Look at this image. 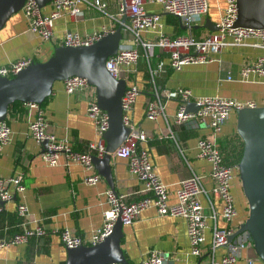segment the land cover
<instances>
[{
	"label": "crops",
	"instance_id": "obj_1",
	"mask_svg": "<svg viewBox=\"0 0 264 264\" xmlns=\"http://www.w3.org/2000/svg\"><path fill=\"white\" fill-rule=\"evenodd\" d=\"M102 1L106 3L105 12L81 2L76 16L63 13L54 22L53 38L48 41L29 31L21 10L12 14L0 28V66L27 56L35 57L39 61L46 60L54 48L60 45L67 31L86 34L99 31L103 27H112L116 20L122 19L118 14L116 0ZM208 5L207 14L192 27L195 36L200 37L209 32L203 27L206 18L215 24L219 21L225 2L208 0ZM145 8L148 12L161 13L163 30L166 33L179 35L189 32L179 18L161 12L160 5L149 3ZM50 9V2L42 7L44 12ZM142 36L150 39L155 34L146 32ZM131 40V36L127 34L120 43L132 44ZM140 52L143 53L142 48ZM261 54H264L262 48L248 44L224 47L213 54L208 62L185 65L180 70H168L155 77L154 82L159 90L185 87L195 97L218 95L241 102L254 101L257 106H261L264 105V76L252 73L244 78L239 74L243 64L254 61ZM160 57L156 49L150 59L151 65L155 66ZM130 70L128 81L135 82L140 89L131 119L148 133L144 146L149 150L155 171L168 187L169 202L176 201V191L183 178L193 173L199 175L207 191V194L199 196L203 212L207 216V228L204 231L205 246L202 255L195 256L190 252L185 219L159 215L150 206L131 224L123 225L121 248L131 264H141L152 250L162 254V264H206L209 258L211 227L215 223L219 227H225L226 223L220 216L222 203L212 191L214 183L209 175L211 164L198 156L197 140L206 137L220 143L221 139H233L237 133L236 111L231 113L219 133H213L206 122L198 119L174 124L173 118L178 106L174 98H163L164 112L154 120L147 119L145 106L153 91L143 56L135 65L130 66ZM228 74L232 79L227 78ZM86 94L85 91L67 93L64 82L55 81L49 101L42 108L47 130L57 137L67 138L78 151L86 150L88 143L98 138L95 124L86 112ZM35 115L34 108L28 109L23 118L7 115L11 134L10 140L0 145V176L8 177L22 172L25 189L17 192L12 200L0 203V214L5 220L18 218L16 207L20 203L24 204L27 209L26 216L19 218L25 220L26 226L30 228L42 225L47 234L31 237L25 243L0 248V264H64L66 248L58 232L67 228L87 239L102 224L104 212L109 208L106 192L111 188L104 178L89 185L84 182L89 170L83 165L72 162L67 166L63 156L56 165L51 166L43 161L42 143L33 139L28 132V123ZM170 135H174L176 141ZM110 163L116 193L129 194L128 199L131 201L145 194L143 184L129 172L126 159L113 155ZM236 176L237 173L232 181L237 210L233 224L240 225L247 217L248 209ZM213 214L215 219L212 218ZM13 232L7 226L0 225V237H9ZM225 251V248H219L215 256L219 258ZM245 257H253L254 264H263L253 248L243 249L237 264H244Z\"/></svg>",
	"mask_w": 264,
	"mask_h": 264
},
{
	"label": "built area",
	"instance_id": "obj_2",
	"mask_svg": "<svg viewBox=\"0 0 264 264\" xmlns=\"http://www.w3.org/2000/svg\"><path fill=\"white\" fill-rule=\"evenodd\" d=\"M237 0H224L223 13L216 23L217 30L209 31L198 37L192 33V27L199 23L208 12V0H116L118 14L125 17V21L116 20L112 27H103L99 31L86 34L67 31L60 43L63 46H88L98 41L102 36L113 31L116 25L121 24L124 35H130L132 44H121L117 52L106 60V68L114 78L126 80V88L121 97L122 121L129 127L130 132L113 155L124 158L127 161L128 170L144 186V193L135 200H129V194L116 193L113 190L106 192L109 208L104 212L102 224L93 231L89 238L71 232L69 229H61L58 233L65 248H73L80 245H94L101 242L112 231L115 221L119 218L123 225H129L136 220L140 213L147 207L153 206L159 215L179 216L185 219L187 235L190 243V252L195 256H201L204 250V231L207 228V216L199 196L207 194L202 185L201 177L195 173L183 178L176 191V201L169 202V192L166 184L162 182L152 162L149 150L144 146L148 133L140 126L133 123L131 112L139 94V87L133 81H128L130 66L135 65L143 56L152 81V97L145 106V116L154 120L164 111L163 98H174L178 106L173 118L176 125L191 119L206 122L213 133H219L222 126L228 121L231 113L243 107L257 106L254 101L241 102L232 98L218 95L198 96L192 95L189 88L178 87L174 90H159L154 79L168 70H180L189 64H203L208 62L212 55L218 53L224 47H237L251 45L264 50V28H246L235 26L237 18ZM84 2L91 8L105 12L106 3L102 0H51V9L44 12L36 0H25L21 12L25 17L29 31L37 34L42 40L53 38L54 22L63 14L71 17L80 11L79 4ZM158 4L161 12L170 14L180 19L188 29V33L171 35L163 30L164 23L161 13L148 12L147 4ZM146 32L155 34L154 38H144ZM252 41V42H251ZM142 48L143 53L140 52ZM158 50L161 57L155 66L150 59L154 51ZM36 59L35 57H22L8 64L0 66V76L12 77L24 69ZM264 76V54L259 55L254 61L243 64L240 67V76L246 78L250 74ZM228 79H232L230 74ZM64 82L67 93L85 91L87 94L88 117L93 121L98 135L97 140L91 141L87 149L75 150L67 138L57 137L47 130V122L44 111L40 105L26 103L28 109L34 108L36 115L28 123V132L37 142L47 141L46 147L41 152V157L48 165H56L61 156L65 165L72 162L79 163L89 170L84 177V182L89 185L98 183L102 177L94 170L91 156L102 157L105 153L104 132L108 128V114L102 110L98 103L95 87L80 76H70ZM189 102H194L198 109L196 112H186ZM11 129L6 120H0V145L10 140ZM175 141L174 135H170ZM198 156L211 164L210 177L213 180L212 191L221 203L220 216L226 223L225 227L212 225L211 241L208 245L209 258L206 264H237L241 252L246 248H253L250 241H229L239 225L233 221L237 215L235 197L232 192V181L237 173V164L230 163L225 151L221 150L215 140L200 137L197 140ZM25 189L23 173L3 177L0 176V203L12 200L17 192ZM1 210V206H0ZM17 215L25 218L27 209L24 204L16 207ZM212 218H216L215 214ZM22 231L9 237H0V248L15 243H25L31 237L45 236L46 229L42 225L33 228L27 227L22 220ZM225 248L226 251L219 258L215 256L217 249ZM163 256L158 251L152 250L142 260L141 264H162ZM119 264V263H109ZM197 264H203L198 262ZM244 264H254L253 257H245Z\"/></svg>",
	"mask_w": 264,
	"mask_h": 264
},
{
	"label": "water",
	"instance_id": "obj_3",
	"mask_svg": "<svg viewBox=\"0 0 264 264\" xmlns=\"http://www.w3.org/2000/svg\"><path fill=\"white\" fill-rule=\"evenodd\" d=\"M40 7L51 0H36ZM25 0H0V28L9 17L21 10ZM235 26L264 28V0H237ZM122 17L121 22L125 21ZM203 27L217 30L215 23L205 19ZM119 24L113 31L88 46L54 48L44 61H34L12 77L0 76V120L7 119L9 104L15 101L41 105L52 94L55 81L76 75L95 87L97 103L108 114V128L103 134L105 153L91 156L96 172L105 179L111 190L115 183L111 170L113 152L130 132L122 121L121 97L126 80L114 78L106 68V60L114 55L124 38ZM198 106L189 102L186 112H196ZM236 132L243 142L242 155L237 163L238 177L247 201L248 214L229 241H250L256 256L264 264V105L243 107L236 111ZM47 141H42L45 148ZM123 224L118 218L112 231L101 242L66 248L64 264H131L121 248Z\"/></svg>",
	"mask_w": 264,
	"mask_h": 264
},
{
	"label": "trees",
	"instance_id": "obj_4",
	"mask_svg": "<svg viewBox=\"0 0 264 264\" xmlns=\"http://www.w3.org/2000/svg\"><path fill=\"white\" fill-rule=\"evenodd\" d=\"M117 26L118 24L116 25V27ZM34 60L38 61L36 59ZM49 98L50 96H48L44 100V102L40 105L41 108H43L47 104ZM27 111H28V107L26 103L21 101H15L9 104L7 109V115L9 117L23 118L24 115L27 113ZM234 138L221 139L220 143H218V146L221 150L225 151L227 159L230 163L237 164L242 155L243 142L237 133H235ZM237 175H238V171H237ZM21 222L22 220L19 217L18 218L12 217L11 220H5L4 218H1V214H0V225L7 226L8 230L10 229L14 231L13 234L22 231Z\"/></svg>",
	"mask_w": 264,
	"mask_h": 264
},
{
	"label": "rangeland",
	"instance_id": "obj_5",
	"mask_svg": "<svg viewBox=\"0 0 264 264\" xmlns=\"http://www.w3.org/2000/svg\"><path fill=\"white\" fill-rule=\"evenodd\" d=\"M237 178H236V180H237V183H238V185L240 186V188H241V182L239 181V177H238V175L236 176Z\"/></svg>",
	"mask_w": 264,
	"mask_h": 264
}]
</instances>
